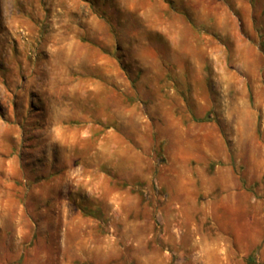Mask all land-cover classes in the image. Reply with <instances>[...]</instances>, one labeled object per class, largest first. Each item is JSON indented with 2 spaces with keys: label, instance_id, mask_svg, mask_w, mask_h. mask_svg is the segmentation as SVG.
I'll return each instance as SVG.
<instances>
[{
  "label": "rangeland",
  "instance_id": "rangeland-1",
  "mask_svg": "<svg viewBox=\"0 0 264 264\" xmlns=\"http://www.w3.org/2000/svg\"><path fill=\"white\" fill-rule=\"evenodd\" d=\"M0 264H264V0H0Z\"/></svg>",
  "mask_w": 264,
  "mask_h": 264
}]
</instances>
